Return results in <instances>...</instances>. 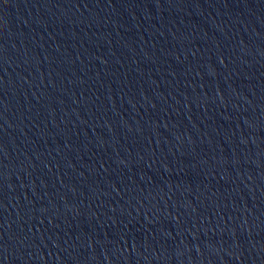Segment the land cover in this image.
I'll use <instances>...</instances> for the list:
<instances>
[{
  "label": "water",
  "instance_id": "obj_1",
  "mask_svg": "<svg viewBox=\"0 0 264 264\" xmlns=\"http://www.w3.org/2000/svg\"><path fill=\"white\" fill-rule=\"evenodd\" d=\"M0 264H264V0H0Z\"/></svg>",
  "mask_w": 264,
  "mask_h": 264
}]
</instances>
